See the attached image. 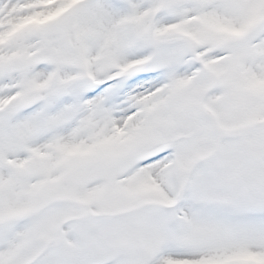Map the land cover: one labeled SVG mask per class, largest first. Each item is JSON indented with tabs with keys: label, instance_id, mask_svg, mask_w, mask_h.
Returning <instances> with one entry per match:
<instances>
[{
	"label": "snow or ice",
	"instance_id": "1",
	"mask_svg": "<svg viewBox=\"0 0 264 264\" xmlns=\"http://www.w3.org/2000/svg\"><path fill=\"white\" fill-rule=\"evenodd\" d=\"M0 264H264V0H0Z\"/></svg>",
	"mask_w": 264,
	"mask_h": 264
}]
</instances>
